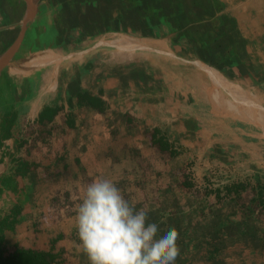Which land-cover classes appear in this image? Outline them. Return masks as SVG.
I'll use <instances>...</instances> for the list:
<instances>
[{
  "label": "crops",
  "instance_id": "obj_1",
  "mask_svg": "<svg viewBox=\"0 0 264 264\" xmlns=\"http://www.w3.org/2000/svg\"><path fill=\"white\" fill-rule=\"evenodd\" d=\"M174 169L189 190L210 172L264 182V0H0V178L19 184L0 208L23 207L12 243L88 260L76 212L53 197L77 206L100 176L158 236L178 231L176 264H264L262 219L175 197Z\"/></svg>",
  "mask_w": 264,
  "mask_h": 264
},
{
  "label": "clouds",
  "instance_id": "obj_2",
  "mask_svg": "<svg viewBox=\"0 0 264 264\" xmlns=\"http://www.w3.org/2000/svg\"><path fill=\"white\" fill-rule=\"evenodd\" d=\"M75 211L79 250L89 264H176L178 231L158 236L149 210H137L113 180L97 176L88 183Z\"/></svg>",
  "mask_w": 264,
  "mask_h": 264
},
{
  "label": "trees",
  "instance_id": "obj_3",
  "mask_svg": "<svg viewBox=\"0 0 264 264\" xmlns=\"http://www.w3.org/2000/svg\"><path fill=\"white\" fill-rule=\"evenodd\" d=\"M92 104V103H91ZM158 147L163 154L174 157L179 152L159 140ZM19 161L14 171L23 174L28 166ZM188 179V178H187ZM188 186L189 181L185 182ZM18 176L8 175L0 178V202L2 197L9 191H18ZM214 194L218 202H233L237 207L234 214L239 213L243 219H251L256 216L264 223V182L257 181H234L224 187L215 188L208 183L205 196L201 197L200 204ZM1 204V203H0ZM23 207L15 204L9 209L0 208V264H68L62 258V254L56 252L53 247L50 250H42L12 243L11 234L15 232L21 221Z\"/></svg>",
  "mask_w": 264,
  "mask_h": 264
},
{
  "label": "rangeland",
  "instance_id": "obj_4",
  "mask_svg": "<svg viewBox=\"0 0 264 264\" xmlns=\"http://www.w3.org/2000/svg\"><path fill=\"white\" fill-rule=\"evenodd\" d=\"M239 115H241V114H239ZM244 115H246V114L244 113ZM246 116H248V115H246ZM250 116L253 118L252 114ZM124 158H127V156L126 157L124 156ZM122 161L123 160H121V159H119V160L115 159L114 162L115 163H121ZM220 167L221 166H219V168ZM216 168H218V166H216ZM219 168L217 169V171L219 170ZM212 170H214V169L212 168ZM174 176H175V178H174L173 184L174 185L177 184L178 187H180V189H182L184 191V192L183 191L180 192V194H178V195L175 194L176 195V196L174 195L175 197L180 198L182 196V194H184L185 195V199L186 198L187 199L190 198L191 200L196 199L197 201H200L201 197L205 196V192H206V190L208 188L207 186H206V188L202 187V189H200V188H195V189L191 188L189 190L188 188H186L184 186V183L186 181H184L185 178H184L183 174H181L178 170L174 169ZM235 180H237L236 177L235 178H230V176L220 175L218 173L217 174H213L212 172H210L208 174V177L206 178V183L207 184L208 183H212L214 187H216V186L219 187V186H223V185H225L227 183H232ZM57 194H56V196L53 197L54 201L55 200L56 201L53 202L52 211L55 212L56 214H60V213L62 214L63 212H65V214H67V213H70L71 215L74 214L76 212L75 211L76 210V206H75V204H73V202H71L69 200V196H70L69 192L68 193H64V192H60L59 191V192H57ZM132 195H133V193H126L125 194L126 198H130ZM59 200H64L62 208H60L61 206L60 207L58 206V204L60 202ZM78 200H81V199L79 198ZM11 241L14 242V239L11 238ZM69 252H71V251H69ZM69 252L67 253V255H62V258H64L63 259L64 261L66 260V263H68V264H89V261L87 259L80 260V259H78V256H77V258H73L75 254H73V253L69 254ZM75 261H77V262H75Z\"/></svg>",
  "mask_w": 264,
  "mask_h": 264
}]
</instances>
